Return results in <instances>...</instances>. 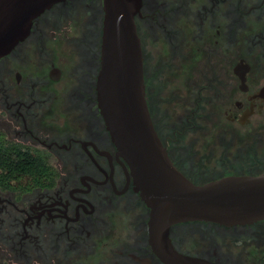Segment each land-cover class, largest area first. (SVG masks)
Returning a JSON list of instances; mask_svg holds the SVG:
<instances>
[{"label": "flooded vegetation", "instance_id": "obj_1", "mask_svg": "<svg viewBox=\"0 0 264 264\" xmlns=\"http://www.w3.org/2000/svg\"><path fill=\"white\" fill-rule=\"evenodd\" d=\"M104 18L102 0H60L0 58V264H264V219L177 222L162 251L99 104ZM135 21L173 164L194 183L264 174V0H142ZM208 120L199 152L185 137ZM21 155L50 175L8 173Z\"/></svg>", "mask_w": 264, "mask_h": 264}, {"label": "water", "instance_id": "obj_2", "mask_svg": "<svg viewBox=\"0 0 264 264\" xmlns=\"http://www.w3.org/2000/svg\"><path fill=\"white\" fill-rule=\"evenodd\" d=\"M60 0H0V58L30 33L34 18ZM105 12L99 104L112 138L151 209L150 228L169 254L170 227L181 221L222 224L264 219V174L226 175L194 183L170 159L155 129L135 17L142 0H102ZM184 263V261L182 262Z\"/></svg>", "mask_w": 264, "mask_h": 264}, {"label": "rangeland", "instance_id": "obj_3", "mask_svg": "<svg viewBox=\"0 0 264 264\" xmlns=\"http://www.w3.org/2000/svg\"><path fill=\"white\" fill-rule=\"evenodd\" d=\"M219 122L216 120L213 121H204L200 122V127L197 125L189 131V134L185 137L186 142L193 143V146L199 151H207L210 144L209 140L214 137L215 130L218 129ZM244 130L250 129L249 127H243ZM218 131V130H217ZM264 131V127H263ZM221 147V145H220Z\"/></svg>", "mask_w": 264, "mask_h": 264}, {"label": "trees", "instance_id": "obj_4", "mask_svg": "<svg viewBox=\"0 0 264 264\" xmlns=\"http://www.w3.org/2000/svg\"><path fill=\"white\" fill-rule=\"evenodd\" d=\"M23 157V158H22ZM19 160H10L12 167L8 168V173L11 175L28 174L37 179L43 175L48 177L50 169L46 164H42L41 160L34 159L32 155L24 157L21 155Z\"/></svg>", "mask_w": 264, "mask_h": 264}]
</instances>
